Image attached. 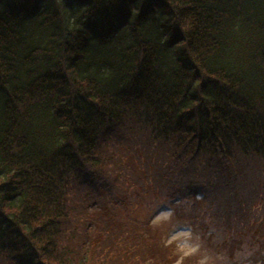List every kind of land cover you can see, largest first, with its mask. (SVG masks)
<instances>
[{"label": "trees", "instance_id": "trees-1", "mask_svg": "<svg viewBox=\"0 0 264 264\" xmlns=\"http://www.w3.org/2000/svg\"><path fill=\"white\" fill-rule=\"evenodd\" d=\"M127 181L264 264V0H0V264H166Z\"/></svg>", "mask_w": 264, "mask_h": 264}, {"label": "rangeland", "instance_id": "rangeland-1", "mask_svg": "<svg viewBox=\"0 0 264 264\" xmlns=\"http://www.w3.org/2000/svg\"><path fill=\"white\" fill-rule=\"evenodd\" d=\"M124 184L117 186L121 194L120 201L109 203L110 198H105L104 202H108V208L123 216L127 223L132 221L134 226L131 227L136 235L145 231L141 235L147 236L151 229V240L171 252L165 258L166 264H258L249 257L251 244L245 243L238 248L237 242H234L236 245L234 244L232 250H228L223 245L221 247L219 240L226 239L218 232L210 236V228L204 231L191 229L195 225L179 216L184 212L186 201H164L159 197L162 188L159 189L156 185L138 186L135 182L130 184L129 181ZM146 218L150 221L149 227L144 224Z\"/></svg>", "mask_w": 264, "mask_h": 264}]
</instances>
